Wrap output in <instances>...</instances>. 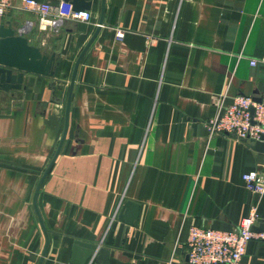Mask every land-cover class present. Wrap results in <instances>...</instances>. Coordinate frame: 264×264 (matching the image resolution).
Listing matches in <instances>:
<instances>
[{"label": "crops", "instance_id": "crops-1", "mask_svg": "<svg viewBox=\"0 0 264 264\" xmlns=\"http://www.w3.org/2000/svg\"><path fill=\"white\" fill-rule=\"evenodd\" d=\"M102 2L84 22L64 8L47 25L20 0L0 17L56 56L54 77L0 90V264L41 259L34 196L94 36L37 198L41 264H70L76 240L110 250L108 264H187L191 228L235 230L255 206L264 224V193L243 180L264 174V153L206 126L220 104L264 99V65L251 66L264 56V0H105L103 16ZM127 202L139 206L133 226L119 219ZM240 264H264V242Z\"/></svg>", "mask_w": 264, "mask_h": 264}, {"label": "built area", "instance_id": "built-area-1", "mask_svg": "<svg viewBox=\"0 0 264 264\" xmlns=\"http://www.w3.org/2000/svg\"><path fill=\"white\" fill-rule=\"evenodd\" d=\"M11 0H0V17L11 8ZM21 7L38 15L47 25H53V14L59 16L64 8L68 9V17L76 21H89L91 15L86 11H74L67 3L55 7L50 3L37 0H20ZM123 31L117 32L122 39ZM264 65V56L251 62V66ZM216 117L206 123L210 137L232 135L237 141L254 145L264 143V99L255 102L250 97H237L228 106L220 104ZM247 190L255 194L264 193V174L250 172L243 175ZM259 215L257 207H252L249 215L242 220L239 227L231 231H221L201 227L190 230L186 242L187 264H240L247 253V246L252 240L264 242V231L254 232ZM93 260L89 264H92Z\"/></svg>", "mask_w": 264, "mask_h": 264}, {"label": "water", "instance_id": "water-1", "mask_svg": "<svg viewBox=\"0 0 264 264\" xmlns=\"http://www.w3.org/2000/svg\"><path fill=\"white\" fill-rule=\"evenodd\" d=\"M66 3H69L71 8L74 11H85L90 10L92 6L93 0H63ZM102 16L104 13L105 0H102ZM102 19L100 21V26L102 25ZM23 28H19L15 24L8 22L0 27V90L4 92L11 91H21L23 90V82L27 74H36L44 77H54V63L56 60L55 55H47L42 49L31 46L26 37L23 36ZM95 36L89 42L85 50L82 52L80 58L77 60L71 83H70V91L69 98L67 102L66 108V123L65 130L63 134V138L60 142L58 150L51 160L48 168L43 173L42 178L37 186L35 196H34V206L42 226L43 232L45 234L46 243L41 256V259L38 264L43 262V259L47 253L48 245H49V236L48 232L45 229L43 220L39 213L37 207V198L39 195V191L42 187V184L51 171L59 153L63 142L65 140V136L67 133L68 122H69V111L71 106V97L72 91L75 84L77 69L81 60L83 53L87 50V48L93 42ZM253 150L263 152L264 153V143L256 142L254 145H251ZM139 218V206L137 204L127 202L119 216L121 222L125 223L127 226H133L134 223ZM254 232H263L264 224L261 226H254L252 228ZM97 254V260L100 264H108L110 250L106 248L99 247L97 244H92L88 242H82L76 240L74 242L72 258L70 264H89L94 254Z\"/></svg>", "mask_w": 264, "mask_h": 264}]
</instances>
